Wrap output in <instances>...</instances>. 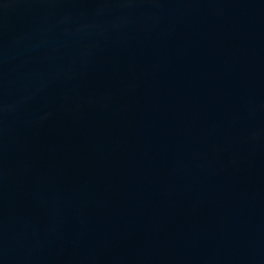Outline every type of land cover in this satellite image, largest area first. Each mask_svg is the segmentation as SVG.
I'll use <instances>...</instances> for the list:
<instances>
[{"label":"water","instance_id":"obj_1","mask_svg":"<svg viewBox=\"0 0 264 264\" xmlns=\"http://www.w3.org/2000/svg\"><path fill=\"white\" fill-rule=\"evenodd\" d=\"M0 264H264V0H0Z\"/></svg>","mask_w":264,"mask_h":264}]
</instances>
